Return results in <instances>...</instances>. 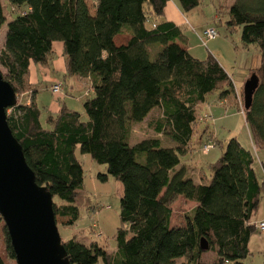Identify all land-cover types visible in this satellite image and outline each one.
<instances>
[{
	"label": "trees",
	"instance_id": "16d2710c",
	"mask_svg": "<svg viewBox=\"0 0 264 264\" xmlns=\"http://www.w3.org/2000/svg\"><path fill=\"white\" fill-rule=\"evenodd\" d=\"M170 1L184 14L200 5V0H0V29L6 25L0 66L16 98L29 92L34 96L29 66L47 67L56 43L62 46L64 76L91 83L92 96L82 104L85 119L62 105L45 128L33 96L29 105L17 101L6 111L36 183L53 197L58 228L75 225L84 204L77 150L105 166L106 174L98 176L102 182L110 176L122 186L116 251L61 238L70 264L99 259L103 264H177L180 259L185 260L180 264H245L252 256L248 242L258 231L252 219L264 197V176L258 178L255 167L261 162L264 172L258 151L231 137L219 159L208 165L209 179L202 176L200 182L186 176L181 157L193 151L196 108L211 95L241 109L254 145L264 150V0H217L219 22L223 14L218 11L226 2V28L239 29L242 45L259 49V67L250 73L258 86L248 110L243 90L235 89L216 58L198 59L182 47V30L163 20ZM5 5L14 15L10 21ZM118 35L129 39L118 45ZM155 110L159 116L148 126L157 137L132 143L133 125ZM178 196L195 207L185 226L175 227L170 205ZM4 239L14 259L6 230ZM201 239L208 244L206 251ZM210 250L216 257L207 262L202 255ZM0 264H5L1 258Z\"/></svg>",
	"mask_w": 264,
	"mask_h": 264
},
{
	"label": "rangeland",
	"instance_id": "374dc122",
	"mask_svg": "<svg viewBox=\"0 0 264 264\" xmlns=\"http://www.w3.org/2000/svg\"><path fill=\"white\" fill-rule=\"evenodd\" d=\"M227 1L229 3L231 0ZM225 3L226 2L222 3L221 11H218V13L223 14L220 18L221 22H219L216 11L217 0H200L198 8L184 14L188 20V24L185 23L183 32L189 40L188 46L192 48L191 54L194 56L198 54L196 58H205L208 54H211L226 69L232 78L235 89L241 93L244 83L251 76V70L259 67L260 53L258 47L255 45L248 47L242 45L239 29L229 31L226 28L225 20L227 19L228 14L226 12L227 10L225 11L224 9ZM4 13L7 16L8 21L14 17L13 14H9V7H7V5L4 6ZM209 28L215 29L218 36L215 39L207 41L204 36V31ZM5 31L6 25L0 29V50L3 47ZM121 39L122 38H119L118 40ZM57 44L60 43H56V45ZM0 71L4 74V70L1 66ZM46 84L47 83L44 81L42 84H39L40 93L38 95L40 96L37 98V102L40 105V108L46 109L54 102L62 103L61 101L65 100L67 104L71 106L73 111L81 113L83 119L86 118L82 104L85 99L92 96L91 94L88 95V93H90L89 85H86V91L83 92L82 88L81 90L71 91V89L67 88L65 84L64 88H62V83H56L61 85L62 90L60 94L55 95L51 93L50 88L49 91L45 90ZM17 96L19 98H17V101L24 103L28 94ZM214 97L215 96L213 95L209 96L206 100V104L200 106L196 114L199 120L198 132H202L204 128L206 131L208 130L211 133L213 140V142L210 141L208 143H211L213 147L208 153H204L203 146L206 144V141L204 139L202 143H196V137V140L194 139L192 141L193 151L190 154L181 157L182 162L188 163L186 176L192 177L195 182H199L198 176L200 173L209 179L210 171L208 165L215 163L219 159L225 143L232 137L230 134L233 133H229L228 129L232 130L234 134H237V136H239L238 138L245 146L248 144V130L244 124L243 113L241 109L239 110L237 108L236 104H227L220 108L221 110H219V113L212 115L214 118L217 116H223V118L219 120L216 119L215 123V119H213L211 115H208L209 111L207 107L213 104L215 100ZM157 112L158 111L155 110L143 122L133 125L131 137L132 143L143 138L157 137L148 126L151 119L159 116ZM224 112H226L225 116ZM212 122L214 124H212ZM206 131L203 132V134L205 133V138L206 136H210V134H206ZM159 137L163 139L162 135ZM164 141L166 143V140ZM216 141L219 142V144H217ZM257 154V156L264 161V150H258ZM75 155L82 163L84 169V204L79 208V220L75 225L58 228L60 237L64 240L74 238L87 245L91 243L97 244L108 252H115V235L120 226L119 202L123 191L122 186L110 176H108L105 182H102L98 176L106 174L105 166L96 164L91 160L90 156L82 155L78 150ZM255 165L256 172L259 173L260 170L258 165ZM195 171L197 172L196 175L191 176V173H194ZM55 201L59 204L61 203L57 198H55ZM170 207L172 210V226H185L187 223L186 215L191 213L195 207V203L186 200L182 196H178L173 200ZM5 230V226L0 219V258L5 264H16L15 260L10 258L6 251L4 239ZM202 256L205 261L210 262L215 259L216 254L210 250L203 253ZM256 259H248L245 264H258ZM183 261L185 260L180 259L177 264H180ZM96 264L103 263L99 259Z\"/></svg>",
	"mask_w": 264,
	"mask_h": 264
},
{
	"label": "water",
	"instance_id": "95a60500",
	"mask_svg": "<svg viewBox=\"0 0 264 264\" xmlns=\"http://www.w3.org/2000/svg\"><path fill=\"white\" fill-rule=\"evenodd\" d=\"M258 78L251 75L243 86L248 110ZM17 103L16 94L0 71V217L16 264H70L55 221L53 197L35 181L22 147L7 122V109ZM200 248L208 249L204 239Z\"/></svg>",
	"mask_w": 264,
	"mask_h": 264
},
{
	"label": "crops",
	"instance_id": "0c3cea01",
	"mask_svg": "<svg viewBox=\"0 0 264 264\" xmlns=\"http://www.w3.org/2000/svg\"><path fill=\"white\" fill-rule=\"evenodd\" d=\"M213 17H214V15H213ZM163 20L174 23L175 25H177L182 30V32L184 31L183 28L185 27V23L188 24V20L186 19L184 13L181 12L179 5L175 1L168 2L167 6L165 8V15L163 17ZM183 34L185 36L184 32H183ZM119 38H122V39L118 40ZM128 39H129L128 35H118L115 37V43L118 45L125 44L128 41ZM188 42H189V40L185 36L184 43L182 44V47H184L186 50H188L189 53L191 54L192 48H190L188 46ZM53 49H54V53L52 54L51 61L47 67H41L40 65L30 64V66H29V83L34 86V88L36 89V92H35L34 96L32 95L31 92H29L27 99L24 100L25 105H29L30 100L32 99V96H33L36 105L38 106L39 109H41V118L40 119H41L43 126L45 128H50L51 124L49 122V117H52V118L55 117L58 114V112L60 111V108L62 105H64L69 110H72V108H71V106H69L67 104V102L65 100L61 101L62 103H60V102L55 103L54 102L53 104L48 106L46 109L40 108V105L37 102V98L40 96V95H38L40 93V87H39L40 85L39 84H42L43 81L45 83H47L45 85V90H47V91H49L50 86H52L56 83H62V88H64V84H65L67 86V88L71 89V91L81 90V88H82L83 92L86 91V89H85L86 85L87 86L89 85V89H90V85H91L90 80L88 78H79V77L78 78L77 77L76 78L75 77L68 78V77H65L64 76L65 67H64V59H63V55H62V46H61V44H57V45L55 44ZM191 55L195 58H196V56H198V54H196V56H194L193 54H191ZM198 59H204V58H198ZM89 94H91V90H90V93H88V95ZM59 98H61V97H59ZM224 103H225L224 101L219 102V101L214 100L213 104L209 105L207 107V109L209 111L208 115H211V117H213V119H215L214 123H215L216 119L219 120V119L223 118V116L222 117L217 116L214 118V116H212V115H216L217 113H219V110H221L220 108L225 106ZM205 104L206 103H204L202 105H205ZM202 105H199L196 108V114H197L198 109ZM225 114H226V112H224V116H225ZM243 120H244V117H243ZM214 123L212 122V124H214ZM244 124L247 127L245 120H244ZM247 130H248V144L246 146L238 138L239 136H237V134H234V132H232V130L228 129V132L233 133L230 135L232 137L233 136L236 137L237 140L240 142V144L244 148L250 149L253 152H257L258 151L257 147H256V145H254V142H253V139H252V136H251V133H250L248 127H247ZM205 131L206 130L203 129L202 132L196 133V135L193 137V140L194 139L196 140V137H197L196 143L197 142L202 143V141L204 139H205L206 143H208L210 141L213 142L211 133L208 130L206 131L207 132L206 134L207 135L210 134V136H206V138L204 137L205 133L203 134V132H205ZM216 143H217V141H216ZM182 163L185 164L187 167V164H188L187 162L186 163L182 162ZM258 168L260 170V172H259L260 174L257 173V176H258V178H262L264 176V172L262 170L261 162H258ZM192 173H191V176L196 175L197 172L195 171L193 174ZM202 176H204V175H202V173H200L198 176L199 182L201 181ZM259 221H264V197H262V199L259 202L258 208L255 211V214H254L253 219H252V224L255 225ZM171 224H172V221H171ZM248 250H249L250 254L252 255L248 259L255 260L257 258L256 260H257L258 264H264V234L260 233L259 231H256L250 237V240L248 242Z\"/></svg>",
	"mask_w": 264,
	"mask_h": 264
},
{
	"label": "built area",
	"instance_id": "2783aa9c",
	"mask_svg": "<svg viewBox=\"0 0 264 264\" xmlns=\"http://www.w3.org/2000/svg\"><path fill=\"white\" fill-rule=\"evenodd\" d=\"M204 36H205V39L208 41V40H211V39H215L217 36H218V33L215 29L213 28H209V29H206L204 31ZM61 85L60 84H54L50 87V91L51 93L55 94V95H58L60 94L61 92ZM243 113V112H242ZM213 147V145L211 143H206L204 146H203V152L204 153H208L210 151V149ZM255 228L262 234H264V221H259L255 224Z\"/></svg>",
	"mask_w": 264,
	"mask_h": 264
}]
</instances>
